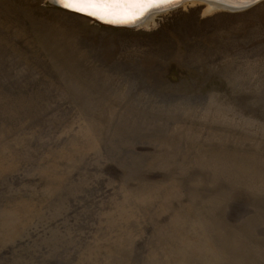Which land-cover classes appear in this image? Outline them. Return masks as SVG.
Returning a JSON list of instances; mask_svg holds the SVG:
<instances>
[{
  "label": "rangeland",
  "instance_id": "1",
  "mask_svg": "<svg viewBox=\"0 0 264 264\" xmlns=\"http://www.w3.org/2000/svg\"><path fill=\"white\" fill-rule=\"evenodd\" d=\"M186 4L0 0V264H264V1Z\"/></svg>",
  "mask_w": 264,
  "mask_h": 264
},
{
  "label": "water",
  "instance_id": "2",
  "mask_svg": "<svg viewBox=\"0 0 264 264\" xmlns=\"http://www.w3.org/2000/svg\"><path fill=\"white\" fill-rule=\"evenodd\" d=\"M51 1L57 8L64 10L66 12L72 13V14H76L79 16H83L86 18H89L91 20H93L94 22H97L99 24H102L104 26H108V27H114V28H126V29H130V28H135L137 26H139L140 24H142V22H144V20L146 21L147 18L156 15V14H161L167 11H171L173 9H176L180 6H182L183 4L186 3H191V2H195V1H213V0H172L170 3H166V4H162L160 6H157L153 9H149L147 11H145L141 16H138L135 19H128V20H123V19H107L102 15H96V16H92V15H85L81 12H76V11H70L66 8H64L63 6H61L60 4L57 3V0H49ZM264 0H240V1H233L232 2H224L225 4H223L224 6H226V9L224 10H242V9H247L251 6H254L260 2H262Z\"/></svg>",
  "mask_w": 264,
  "mask_h": 264
},
{
  "label": "bare ground",
  "instance_id": "3",
  "mask_svg": "<svg viewBox=\"0 0 264 264\" xmlns=\"http://www.w3.org/2000/svg\"><path fill=\"white\" fill-rule=\"evenodd\" d=\"M235 1H240V0H235ZM224 2L228 3V2H232V0L195 1V2H191L189 4L190 5L201 4V5L206 6L208 8V10H210V9L224 10V9H226V6L223 5V4H225ZM164 4H166V3H164ZM160 5H162V4L121 3L118 5H112L108 8L102 9L98 13V15H102L107 19H120V20L121 19H123V20L135 19L138 16H141L145 11H147L149 9H153V8L160 6ZM152 19H153V16L147 18L146 23L152 21Z\"/></svg>",
  "mask_w": 264,
  "mask_h": 264
},
{
  "label": "snow or ice",
  "instance_id": "4",
  "mask_svg": "<svg viewBox=\"0 0 264 264\" xmlns=\"http://www.w3.org/2000/svg\"><path fill=\"white\" fill-rule=\"evenodd\" d=\"M170 2L171 0H57L58 4L70 11L92 16L98 15L102 9L121 3L164 4Z\"/></svg>",
  "mask_w": 264,
  "mask_h": 264
}]
</instances>
